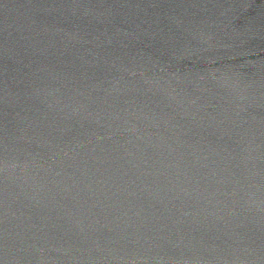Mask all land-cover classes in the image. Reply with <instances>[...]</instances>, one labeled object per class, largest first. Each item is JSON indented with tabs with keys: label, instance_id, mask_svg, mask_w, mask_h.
Wrapping results in <instances>:
<instances>
[{
	"label": "water",
	"instance_id": "1",
	"mask_svg": "<svg viewBox=\"0 0 264 264\" xmlns=\"http://www.w3.org/2000/svg\"><path fill=\"white\" fill-rule=\"evenodd\" d=\"M0 264H264V0H0Z\"/></svg>",
	"mask_w": 264,
	"mask_h": 264
}]
</instances>
